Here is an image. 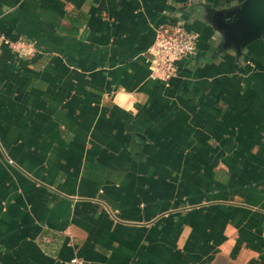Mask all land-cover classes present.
<instances>
[{"label": "crops", "instance_id": "0c3cea01", "mask_svg": "<svg viewBox=\"0 0 264 264\" xmlns=\"http://www.w3.org/2000/svg\"><path fill=\"white\" fill-rule=\"evenodd\" d=\"M241 0H0V264H264V34ZM197 34L167 81L162 24Z\"/></svg>", "mask_w": 264, "mask_h": 264}, {"label": "built area", "instance_id": "2783aa9c", "mask_svg": "<svg viewBox=\"0 0 264 264\" xmlns=\"http://www.w3.org/2000/svg\"><path fill=\"white\" fill-rule=\"evenodd\" d=\"M197 34L181 23L159 25L153 42L145 51L149 75L153 79L167 81L176 70V62L194 53ZM6 47L18 57H30L36 49L32 41L25 38L10 39L0 32V50Z\"/></svg>", "mask_w": 264, "mask_h": 264}, {"label": "water", "instance_id": "95a60500", "mask_svg": "<svg viewBox=\"0 0 264 264\" xmlns=\"http://www.w3.org/2000/svg\"><path fill=\"white\" fill-rule=\"evenodd\" d=\"M207 18L219 34V46L238 55L264 34V0H241L222 9L209 11Z\"/></svg>", "mask_w": 264, "mask_h": 264}]
</instances>
